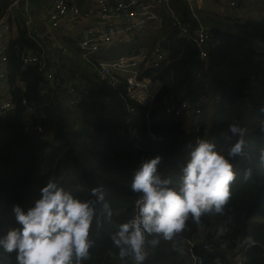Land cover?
Masks as SVG:
<instances>
[{"label":"trees","instance_id":"1","mask_svg":"<svg viewBox=\"0 0 264 264\" xmlns=\"http://www.w3.org/2000/svg\"><path fill=\"white\" fill-rule=\"evenodd\" d=\"M3 2L0 12L11 0ZM221 4V10L237 8ZM175 10L181 12L182 20L195 25L184 0ZM15 13L16 35L7 43L6 67L13 106L0 115V231L18 226L13 205L27 210L48 179L58 180L66 188L99 185L113 216L111 222L103 221L102 212L98 213L103 222L92 226L94 245L84 264H125L110 233L136 211L138 194L131 192L130 182L141 162L159 154L158 170L178 180L189 144L210 139L226 151L236 138L222 133H227L230 123L239 121L246 128V149L244 156L233 160L236 175L224 212L202 215L199 223L189 217L185 229L172 240L158 237L157 245L146 244L144 264H185L179 237L195 240L200 229H208L193 250L201 264L229 262L242 238L256 242L244 252L243 264H264V163L260 161L264 150V131L260 129L264 123L260 111L264 106V16L242 20L223 12L206 16L205 59L199 57L192 41L178 37L177 29L162 22L158 29L159 37L164 36L166 59L140 70V77L161 82L151 106L145 107L129 97L122 81L112 85L101 80L82 59L85 67L78 66L76 47H70L72 54L57 49V60L46 58L57 74L78 80L72 83L73 90L49 86L47 92H41L45 82L38 66L24 65L20 58L36 47L25 29L22 2ZM16 79L21 87L15 86ZM215 95L217 101L205 102ZM63 96L70 98L66 108ZM181 101L201 104L202 110L205 107L195 127L164 113V102ZM28 106L32 109L27 110ZM248 169L251 174L245 178ZM203 243L209 246L204 248ZM15 256V252L0 249V264H16Z\"/></svg>","mask_w":264,"mask_h":264},{"label":"clouds","instance_id":"2","mask_svg":"<svg viewBox=\"0 0 264 264\" xmlns=\"http://www.w3.org/2000/svg\"><path fill=\"white\" fill-rule=\"evenodd\" d=\"M260 111L264 113V106ZM260 129L264 131V123ZM222 135L236 138L226 151L210 139L189 144L178 180L158 170L159 154L141 162L130 182L131 192L138 194L136 211L110 233L122 261L144 264L146 244L157 245L158 237L172 240L185 229L189 217L199 223L202 215L224 212L236 175L233 160L245 155L246 128L233 122ZM260 161L264 163V150ZM250 174L248 169L245 178ZM12 211L18 226L0 231V249L15 252L16 264H84L94 245L93 224L111 222L113 216L102 186L66 188L55 179H48L27 210L14 204Z\"/></svg>","mask_w":264,"mask_h":264},{"label":"built area","instance_id":"3","mask_svg":"<svg viewBox=\"0 0 264 264\" xmlns=\"http://www.w3.org/2000/svg\"><path fill=\"white\" fill-rule=\"evenodd\" d=\"M181 1L183 3V0ZM184 1L195 25L182 20L181 12L175 10L179 5L177 0H88V2L53 0L52 8L46 13V23L53 29L74 30L76 28L74 37L77 38L75 40H77L80 58L95 69L101 80H107L112 85L122 81L130 98L145 107H150L156 94L154 90L157 80L140 77V70L158 66L166 59L167 51L162 46L164 36H160L151 49L133 51L128 56L104 58L99 54L110 51L116 46L132 43L131 40L136 41L143 30L153 26L159 27L162 22H167L169 26L177 29L178 37L192 41L199 57L205 59V44L209 33L198 19L196 11L201 12L207 9L206 0ZM21 2L24 14H28L25 21L27 35L36 44L33 51L21 54V62L24 65L36 64L38 66L45 82L41 86V92H47L49 86L57 88L63 85L62 76L48 66L47 51L42 42L46 40V34L32 27L30 0H11L0 12V115L13 106L11 99L13 87H10L8 83L10 70L9 67H5L8 66L7 43L13 38L11 35L12 21L16 15L15 10ZM218 2L234 7L238 0H218ZM62 53H66V50L62 49ZM22 85L19 79L15 80V86L21 87ZM67 89L68 91L73 90L70 86ZM217 100L218 96L215 95L205 102L213 103ZM22 103L26 104V101L23 99ZM26 108L27 110L32 109L29 106ZM163 111L175 120H182L184 124L190 120V125L195 127L203 110L201 104L191 106L187 101H181L176 104L164 102ZM137 199L134 207H136ZM198 243L197 240L191 238L179 237V245L189 254L192 264L202 263L201 258L193 252ZM255 244V240L251 238H242L238 243L239 248L231 260L225 264H243L244 252L249 246ZM208 246L209 244L203 243L204 248Z\"/></svg>","mask_w":264,"mask_h":264},{"label":"rangeland","instance_id":"4","mask_svg":"<svg viewBox=\"0 0 264 264\" xmlns=\"http://www.w3.org/2000/svg\"><path fill=\"white\" fill-rule=\"evenodd\" d=\"M36 1H37L38 7L42 8L43 3H41V0H36ZM178 1H181V0H178ZM214 7H216V4H214ZM202 11H206V10L204 9ZM218 12H219V14L221 12L226 13V14H233L234 17L236 16V18L239 20L245 19L247 17L260 18V17L264 16V0H238L237 8L235 9V11L232 12L231 10L225 8L223 10H219ZM207 13H208V16H210L209 12H207ZM30 14H31V12H30ZM196 14L198 16V19L200 21H202L203 23H205L207 21V17L205 15L199 14L198 11H196ZM24 15L27 18L28 14H24ZM217 15H215V16H217ZM33 17H34V19H42L45 17V15L39 11L37 16L31 15V19H33ZM32 27L38 29L36 26V22L33 20H32ZM152 28H153V30L154 29L156 30V29H158V26H153ZM12 29H13V27H12ZM145 32H146V30H143L140 37H138L136 41L131 40L132 43H129L126 45L116 46V47L112 48L110 51L101 52L99 55L101 57H104V58H107V57H109V58L115 57L116 58L119 56H126L125 54H128V53H130V54L133 53V51L137 50V46L147 48L151 44H154L155 33L152 31V29H149V32L146 34V37L144 39V33ZM158 32H159V29H158ZM14 33H15V31H14ZM75 36H76V34H75ZM48 45L50 48H47L46 56H48V58H50V60H57V58H58L57 56L59 55V53L58 54L56 53L57 48H53L49 42H48ZM76 53H77L78 58H77V61L75 63L79 66L80 63H82V61H81V58H80L78 51ZM82 65H83V67H85L84 63H82ZM85 69H87V68H85ZM61 76L63 78V80H62L63 85L62 86H65L66 88L68 86H70V88L73 89L72 83L75 85L76 81H78L76 79H74V80L68 79V76L65 74H61ZM68 80H70V81H68ZM63 101H64L65 108L70 105V98L63 96ZM204 109H205V107L203 108V110ZM190 122H191L190 120L187 121L186 125H189ZM194 239L197 241H202V237H200L199 235H198V237H195ZM183 252L185 253V257H186L185 264H192V260L189 257L188 253L184 250H183Z\"/></svg>","mask_w":264,"mask_h":264},{"label":"crops","instance_id":"5","mask_svg":"<svg viewBox=\"0 0 264 264\" xmlns=\"http://www.w3.org/2000/svg\"><path fill=\"white\" fill-rule=\"evenodd\" d=\"M52 1L53 0H41V3H43V7L40 8V7H38L36 0H30L31 15L37 16L39 11L45 15V17L42 19H34V17H33V21L36 22L37 28L40 29L41 31H43L47 36V38L44 42V46L46 48V51H47V48H50L48 45V42H49L53 48H57L58 50H59V48H62V49L66 50V53L72 54L74 49H71L70 47H76V50L78 51L77 44H76L77 40H75L73 42V39H77L74 37L76 34L74 32V30L76 31V28L74 30H71V29L70 30L53 29V28L49 27L48 24L46 23V13L48 12V9L52 8V5H51ZM0 3L5 4L3 2V0H0ZM206 3H207L206 4V7H207L206 11H201V12H199V14H203L205 16H208L207 12H209L210 16H214L216 13H219L218 11L221 10V7H223L221 3L217 2V0H206ZM20 4L21 3H19L18 6ZM178 4H180V1H178ZM214 4H216V7H214ZM202 24H203V22H202ZM12 25H13L12 26L13 29L11 30V35H12V37H14L16 35V27H15L16 23L14 21H12ZM149 29H152V28H148L146 30V32L144 33V39L146 37V34L149 32ZM14 31H15V33H14ZM152 31L155 33V42H156L159 38L158 37L159 36L158 29H156V30L152 29ZM65 36H67V37L65 38ZM71 41H72V43H71ZM153 46H154L153 44H151L147 48L137 46V50H141V49L149 50ZM58 50L56 51V53H58ZM137 50H135V51H137ZM160 84H161V82L159 80H157V83L155 85V90H154L155 93L158 92ZM207 232H208V229H200L198 231V235L203 238L205 233H207Z\"/></svg>","mask_w":264,"mask_h":264},{"label":"bare ground","instance_id":"6","mask_svg":"<svg viewBox=\"0 0 264 264\" xmlns=\"http://www.w3.org/2000/svg\"><path fill=\"white\" fill-rule=\"evenodd\" d=\"M6 68V67H5Z\"/></svg>","mask_w":264,"mask_h":264}]
</instances>
